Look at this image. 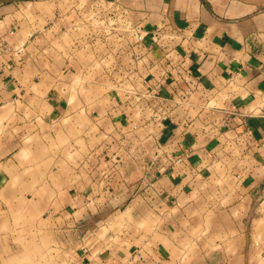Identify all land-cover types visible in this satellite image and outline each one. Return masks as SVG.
<instances>
[{
    "label": "crops",
    "instance_id": "crops-1",
    "mask_svg": "<svg viewBox=\"0 0 264 264\" xmlns=\"http://www.w3.org/2000/svg\"><path fill=\"white\" fill-rule=\"evenodd\" d=\"M75 1L35 2V16L26 0L0 3V250L16 247L15 218L33 206L69 236L81 218L135 204L153 220L154 264H264V0H86L87 13ZM76 76L104 94L70 102ZM70 125L88 143L69 175L16 182L21 154L38 149L25 141ZM114 134L131 141L89 144ZM101 229L94 264L128 255L130 235L111 244Z\"/></svg>",
    "mask_w": 264,
    "mask_h": 264
},
{
    "label": "rangeland",
    "instance_id": "rangeland-1",
    "mask_svg": "<svg viewBox=\"0 0 264 264\" xmlns=\"http://www.w3.org/2000/svg\"><path fill=\"white\" fill-rule=\"evenodd\" d=\"M26 1L31 2L26 8L27 13H32L33 16H35V8L33 9L32 5H37L39 7L41 6V3L35 4V2H40L43 0ZM77 1H79L78 9L80 11H84V9H86V13L90 12L89 9L92 3H88L86 0ZM1 2H4V0H0V3ZM105 8V6L99 5V8L97 9H100L101 12ZM101 25H104V23H98L97 26ZM110 26L118 27V29H126V27L122 25L121 20L119 19L116 23L110 24ZM78 57L82 59L84 58V55H78ZM66 83L68 89L67 98L70 99V102H73L74 100L78 101V98L79 100L81 98V100L87 101L91 96L97 97L100 94H104L106 90V88L103 87L88 88L80 85L81 80L79 76L73 77V80H69V82ZM147 101H149V99ZM133 103L139 104L136 98H134ZM158 106L159 108H161V110H166L167 107L164 103H158ZM58 130L59 132L62 131L60 127L58 128ZM59 132L54 129V131H52V133L50 134L48 133L42 136L36 134V136H33L31 138L29 137V139L25 141V143H34L35 145H37L36 148L38 149L32 152L31 156L26 152L21 154V165H19L17 170L18 177L16 182L20 180L23 181L27 177H32L34 179L38 174L41 173L44 175L45 172H48L50 174V177L52 174H55L56 171L60 172L61 175L63 174V176L69 175V171H71L70 167L72 168V166H74V163H77L79 158L82 157L78 152L73 150L74 146L76 147L80 145L85 149L88 142L86 143L84 133H81L80 130L74 131L72 125H70L68 129H65L66 133ZM90 140V145H100L102 143H105L107 144V146H111V144H113L117 145V147H115L116 149H119L120 143L131 141V138H127L123 134H114L107 136L100 135L97 137V139L91 138ZM42 145L43 147H40ZM146 147L150 149L149 145H146ZM40 148H43V150ZM116 152L117 150L113 152L112 156H114ZM60 153L62 154V157H58ZM58 158H62L63 162L59 161L60 163H57L56 160ZM150 159L151 156L145 157V162L147 163V161ZM8 173L9 170H6L5 176H7ZM144 185L146 187L148 186V183H140L137 185L132 184L130 187L134 188V192H136L139 189L143 191L145 189V187L142 189ZM99 186L100 185L98 184V187H95V189L97 190L96 197H98L101 192H103L104 184H102L100 187ZM212 201L213 199H210V203H212ZM102 204H104L103 197L102 199H98L96 203H93V206H100V208H102ZM119 207L121 206L117 205L114 211L118 210ZM135 209L136 205L134 204V207L130 206L125 213L117 211V214H115V212H112L111 210L109 211V213L106 212L103 215V213H101L100 211H98V213L95 212L94 216H91V219L81 218L80 225L75 228L76 230L70 232L69 236L67 232L64 233V236H58L56 235V230L58 229L52 226L47 227V224L42 222L40 213H37L39 211L33 206L31 208V213L20 214L16 216L14 224L18 229L22 228V230L19 232V234L17 233L18 236L16 237V239H14L16 247L14 246L12 249H9L7 251L0 250V264H94V260L91 258V256L93 257L94 255L95 257H98V253L91 254L89 252L88 240H90L91 237L95 236L94 229H98V227H102V229L98 233V238L105 239L106 235L109 234V238H111V244L113 243L118 245V242H127V240H121V237L129 235L131 241L127 242L128 247L127 249H125L128 252V255H126L123 251L118 250V253H116L115 255H111V259L107 260L106 257H101L102 264H154L156 261L153 257L154 253L152 251V217H148L145 221L144 219L140 221L138 218H135V215H133ZM121 210H124V207H122ZM111 213H113V215ZM78 216L80 215L78 214ZM106 216L107 225L105 226V224L100 223V221L104 220ZM210 220L211 215L209 216V222ZM29 225H32L33 231L31 232V234L27 235L26 243L24 241L23 228H25L26 226L29 227ZM35 228H37V230ZM64 229H72V227H65ZM141 233H144L143 235L147 237L142 236V238L140 239L139 235ZM207 234H210L208 235V238H212L213 232H207ZM143 240L145 241V247L141 243V241ZM125 247L126 246H124L123 248ZM195 248V246L191 247L189 245L185 248H181V251L179 250L180 248H177L174 252H176L179 256L181 254L185 257L186 252H192L195 250ZM114 260L116 261V263H114ZM176 262L178 264H182L180 263V260Z\"/></svg>",
    "mask_w": 264,
    "mask_h": 264
},
{
    "label": "built area",
    "instance_id": "built-area-1",
    "mask_svg": "<svg viewBox=\"0 0 264 264\" xmlns=\"http://www.w3.org/2000/svg\"><path fill=\"white\" fill-rule=\"evenodd\" d=\"M141 39V38H140Z\"/></svg>",
    "mask_w": 264,
    "mask_h": 264
}]
</instances>
